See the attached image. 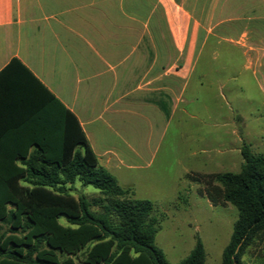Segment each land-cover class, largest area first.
Masks as SVG:
<instances>
[{"label": "crops", "instance_id": "obj_1", "mask_svg": "<svg viewBox=\"0 0 264 264\" xmlns=\"http://www.w3.org/2000/svg\"><path fill=\"white\" fill-rule=\"evenodd\" d=\"M206 59L212 110L186 99ZM57 101L117 181L155 160L173 121L198 138L190 154L208 120L264 154V0H0V155L55 149Z\"/></svg>", "mask_w": 264, "mask_h": 264}, {"label": "trees", "instance_id": "obj_2", "mask_svg": "<svg viewBox=\"0 0 264 264\" xmlns=\"http://www.w3.org/2000/svg\"><path fill=\"white\" fill-rule=\"evenodd\" d=\"M22 64L14 59L8 70ZM62 109L57 147L36 154L0 155V264H170L155 245V203L135 198L98 163L76 117ZM53 142V141H51ZM238 173H192L213 206L238 210L221 264H246L243 256L264 237V154L244 145ZM80 182L99 192L91 202L67 186ZM97 206L99 210H94ZM65 218L69 225H63ZM201 239L177 264H205ZM257 264H264V260Z\"/></svg>", "mask_w": 264, "mask_h": 264}, {"label": "rangeland", "instance_id": "obj_3", "mask_svg": "<svg viewBox=\"0 0 264 264\" xmlns=\"http://www.w3.org/2000/svg\"><path fill=\"white\" fill-rule=\"evenodd\" d=\"M201 66L213 70L216 61L201 60L198 70L192 75L186 99L198 95L207 109L212 110L214 86L210 84L211 81L206 89L198 86ZM214 77L213 72H210L208 80L214 82ZM180 129L177 122L173 121L159 153L147 168L114 175L120 185L132 183V186L124 187H132L135 198L155 203L152 213L157 221L155 245L164 252L170 264L185 259L194 248L197 238L201 239L206 251L205 264H221L223 251L238 218V210L230 204L225 207L213 206L202 193L204 184L190 180L187 174L238 173L244 162L240 146H237L240 141L237 143L231 137L229 125L218 132L208 120L206 139L198 146V149L205 150V154L193 155L190 153L199 140H186ZM220 133L221 139L218 136ZM263 151L262 148L260 152ZM67 188L76 198L84 196L90 202L100 196L97 190L83 186L80 182ZM93 209L99 210L97 206ZM60 222L69 225L65 218H61ZM242 259L246 264L263 261L264 237L248 246ZM74 260L76 264H85V255L80 254Z\"/></svg>", "mask_w": 264, "mask_h": 264}]
</instances>
